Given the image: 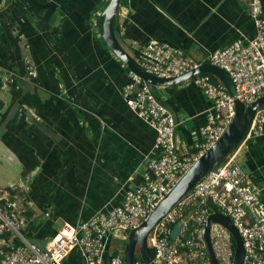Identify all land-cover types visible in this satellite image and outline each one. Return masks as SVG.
I'll list each match as a JSON object with an SVG mask.
<instances>
[{
	"label": "crops",
	"instance_id": "0c3cea01",
	"mask_svg": "<svg viewBox=\"0 0 264 264\" xmlns=\"http://www.w3.org/2000/svg\"><path fill=\"white\" fill-rule=\"evenodd\" d=\"M107 2L3 0L0 8V79L13 75L0 91V187L14 190L20 228L40 246L61 222L118 204L140 182L151 150L153 128L121 95L128 69L100 35ZM250 2L119 0L113 28L133 58L156 40L203 62L210 50L252 36ZM151 89L174 117L177 151L190 154L208 99L191 79ZM229 154L260 188L253 212L264 213V134ZM60 264L83 258L74 248Z\"/></svg>",
	"mask_w": 264,
	"mask_h": 264
},
{
	"label": "built area",
	"instance_id": "2783aa9c",
	"mask_svg": "<svg viewBox=\"0 0 264 264\" xmlns=\"http://www.w3.org/2000/svg\"><path fill=\"white\" fill-rule=\"evenodd\" d=\"M2 3L0 0V8ZM249 16L254 25L252 36L244 42L235 39L210 50L206 60L228 73L236 97L244 104L264 94V18L258 0H251ZM134 60L145 71L166 78L200 63L179 46L156 40L142 44ZM127 73L129 80L121 87V95L128 108L154 130L140 182L127 188L120 202L111 208L73 223L61 222L44 246L21 231L17 196L13 194L11 200L0 202V264H60L74 248L81 254L83 264H121L122 250L110 247V254H106L111 234L128 232L144 220L191 162L220 135L232 116L233 101L222 83L209 73L194 74L189 79L206 96L209 105L192 144L196 151L181 154L174 141L173 115L156 101L149 83L130 69ZM12 81L11 73L3 74L0 90ZM262 134L264 102L256 106L243 138ZM5 187H0V198L8 194ZM259 201L260 188L233 155L227 154L151 226L146 244L152 248V262L209 264L201 228L206 215L215 209L229 217L242 238L241 264H264V213L253 212ZM208 232L217 264H229L233 250L229 232L218 222H211ZM132 264L146 263L134 258Z\"/></svg>",
	"mask_w": 264,
	"mask_h": 264
},
{
	"label": "water",
	"instance_id": "95a60500",
	"mask_svg": "<svg viewBox=\"0 0 264 264\" xmlns=\"http://www.w3.org/2000/svg\"><path fill=\"white\" fill-rule=\"evenodd\" d=\"M118 2L119 0H108L100 11L99 17L102 18L100 35L109 50L123 62L127 69L132 70L150 85L175 84L188 80L196 73H209L222 83L233 101L232 116L220 135L191 162L170 190L157 202L148 216L136 227L131 228L126 234L122 249L121 264H132L135 258V250L143 262L146 264H154L146 244V235L151 226L170 206L189 191L196 181L206 175L208 171L212 170L239 142L242 141L256 106L264 102V94L244 104L243 101L236 97L234 85L228 73L219 66L207 61L200 62L194 68L167 78L145 71L137 64L125 48H123L115 34L113 21L117 16ZM258 2L260 4L261 14L264 18V0H258ZM153 95L157 102L165 105L154 93ZM211 222H218L224 226L232 238L233 250L229 264H241L244 252L242 238L229 217L215 209L206 215L201 228V238L206 255L209 259V264H217L208 232ZM115 244L116 242L114 241L111 247L115 246Z\"/></svg>",
	"mask_w": 264,
	"mask_h": 264
},
{
	"label": "rangeland",
	"instance_id": "374dc122",
	"mask_svg": "<svg viewBox=\"0 0 264 264\" xmlns=\"http://www.w3.org/2000/svg\"><path fill=\"white\" fill-rule=\"evenodd\" d=\"M21 231H22V229H21ZM126 233H127L126 231H115V232H113V234H111V236L114 237V239H115L114 240L116 242L115 246L117 245L116 247L113 246L112 249H114V248L115 249L118 248L119 250L123 249ZM135 254H137L136 250H135Z\"/></svg>",
	"mask_w": 264,
	"mask_h": 264
},
{
	"label": "trees",
	"instance_id": "16d2710c",
	"mask_svg": "<svg viewBox=\"0 0 264 264\" xmlns=\"http://www.w3.org/2000/svg\"><path fill=\"white\" fill-rule=\"evenodd\" d=\"M213 79H214V78H213ZM0 91H1V90H0ZM195 151H196V150L193 149V152H191L190 154H193ZM4 189L8 191V194L6 195V197H2V198H0V202H3L5 199H7V200H11V199H12V195L14 194V190H12V189H10V188L5 187ZM2 235L5 237V236H8V233H3ZM231 243H232V245H233L232 238H231ZM149 253H150V255H152V253H153L151 247H149ZM135 259H140L138 254H135Z\"/></svg>",
	"mask_w": 264,
	"mask_h": 264
}]
</instances>
